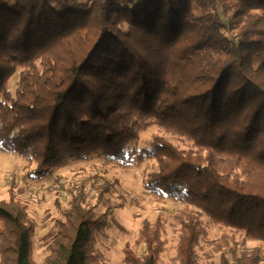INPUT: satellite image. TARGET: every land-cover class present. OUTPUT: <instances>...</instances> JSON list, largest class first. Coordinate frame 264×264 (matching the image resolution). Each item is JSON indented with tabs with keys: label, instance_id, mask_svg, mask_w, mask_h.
<instances>
[{
	"label": "trees",
	"instance_id": "16d2710c",
	"mask_svg": "<svg viewBox=\"0 0 264 264\" xmlns=\"http://www.w3.org/2000/svg\"><path fill=\"white\" fill-rule=\"evenodd\" d=\"M151 119L192 141L154 135L139 153L156 164L149 192L185 204L174 264H201L203 215L232 231L205 264H264L247 246L264 243V0H0V151L34 161L27 176L95 155L126 166ZM97 188L99 203L112 184ZM70 190L43 264H100L112 208L98 214L85 184ZM9 194L0 264H35L36 224ZM163 226L145 221L124 263L160 264Z\"/></svg>",
	"mask_w": 264,
	"mask_h": 264
},
{
	"label": "rangeland",
	"instance_id": "374dc122",
	"mask_svg": "<svg viewBox=\"0 0 264 264\" xmlns=\"http://www.w3.org/2000/svg\"><path fill=\"white\" fill-rule=\"evenodd\" d=\"M20 69L9 81L12 91L16 88ZM139 135L135 143L137 153L126 166L95 155L89 159L69 161L56 168L49 177L41 179L27 176L35 167L34 161L16 153L0 151V199L8 200L9 188L12 187L16 198L27 205L29 216L36 224L33 245L35 264H43L49 252L48 235L55 230L57 221L63 219L71 199L70 189L80 184L87 187L88 204L96 206L98 214L107 207L112 208L109 227L96 237L97 251L102 254L100 264H125L123 247L126 243L134 244L145 221L154 224L158 217L163 221L162 235L167 243L160 264H174L179 235V225L174 217L185 204L149 192L146 179L149 172L156 169V164L153 159L140 158L139 153L149 147L154 135H162L180 148L190 147L192 141L165 133L152 119L141 128ZM106 181L112 184V189L98 203L97 186ZM201 219L207 229V237L201 240L198 251L202 257L201 264H205V252L212 246L209 242L218 240L222 234L231 235L232 231L213 223L206 215ZM247 246L249 249L261 247L264 253V243L249 240ZM214 259L218 261L219 254Z\"/></svg>",
	"mask_w": 264,
	"mask_h": 264
}]
</instances>
